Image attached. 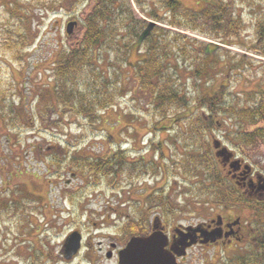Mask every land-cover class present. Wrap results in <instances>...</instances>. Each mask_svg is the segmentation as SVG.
Returning <instances> with one entry per match:
<instances>
[{
	"label": "trees",
	"instance_id": "trees-1",
	"mask_svg": "<svg viewBox=\"0 0 264 264\" xmlns=\"http://www.w3.org/2000/svg\"><path fill=\"white\" fill-rule=\"evenodd\" d=\"M82 1L13 0L8 3L6 14L24 24L35 12L56 11L62 4H70L75 9ZM198 1L201 5L191 8L182 5L180 0H84L83 5L91 2V6L78 20L83 34L73 45L56 52L47 83L35 95L36 113L32 114V125L37 124L35 128L44 131L53 130L59 124H64L61 127L64 128L72 117L97 123L99 113L113 108L124 97V83L133 81L136 89L148 97L145 104L154 109V114L161 120L171 119L169 127L175 128L172 130L183 142L185 153L181 168L196 176L202 173V183L210 184L207 191L202 192L209 197L221 196V202L226 204L233 202V205L252 209V201L238 190L236 183L223 175L216 164L215 170L211 167V146L205 134L211 129H220L226 141L236 149L264 146V63H257L260 72L257 79L251 78L245 75L255 63L250 58L236 55L230 60V51L186 33L263 55L264 10L254 15L255 37L246 40L243 36L246 21L239 10L245 0ZM132 2L145 19L134 14ZM147 18L164 23L168 28L151 24ZM174 27L181 32L172 30ZM10 29L5 28L0 34L4 36H0V49L10 54L11 65L19 62L25 70L28 63L23 64V54L31 36L26 30L20 33L15 28ZM220 77L230 78L233 84L223 83L229 81L224 78L216 83ZM152 129L169 128L160 129L152 124ZM114 152L105 157L72 156L64 158L65 161L58 160L55 154L57 162L54 163L60 166V173L65 172L64 168L75 173L77 168L80 173L85 168L100 181L105 179L106 184L117 186L119 164L127 160L122 150ZM140 156L144 157L138 153ZM143 163L141 160V168ZM147 165L152 172L157 170L152 162ZM140 174L141 170L137 175ZM151 196L149 205L163 202L160 193ZM259 205L264 206V203ZM163 213L168 214L167 208ZM253 232L250 244L243 247L242 253L217 264H264V228Z\"/></svg>",
	"mask_w": 264,
	"mask_h": 264
},
{
	"label": "rangeland",
	"instance_id": "rangeland-1",
	"mask_svg": "<svg viewBox=\"0 0 264 264\" xmlns=\"http://www.w3.org/2000/svg\"><path fill=\"white\" fill-rule=\"evenodd\" d=\"M11 1L13 0H0V34L5 28H11L10 31L15 28L18 32L26 30L31 37L27 40L30 43L28 49H26V46L24 47L27 51H24L23 48V64L28 63L25 70L19 62L11 65L10 54L0 49V94L1 98H3V101H0V111H2V116L0 115V206L3 203L5 205L10 203L5 202L6 198L9 200V194L12 201H15L18 197L20 198L17 199L16 203H11L12 208L8 209L7 206L5 209H0V229L6 226L9 231L4 228L3 230L11 233L6 243L7 247L0 245V255L5 256L9 253L6 258L0 259V264L26 263L27 256L25 254L16 258L15 248L12 249V253L8 252V250L10 246L13 247L15 245L14 238L16 237L12 234L17 232L18 227L24 221L23 213L20 210L31 208L26 207V204H33L24 201L25 205H23L21 202L23 199L21 196H25V189L21 186V182L25 181L29 185L28 181L34 177L33 170L40 174L38 178L41 182L39 183L43 184V186L40 187L39 193L43 194L44 200L48 196V199L54 198L53 200H57L56 204H59L62 209L70 207V203L81 204L80 206L88 204L87 215L90 220L88 224L85 223L87 217L83 216L80 217V221L77 223L61 226L54 231L52 228H46L48 233L50 232V236L47 233L42 236V239H44L43 247L46 253L50 255V258H46L47 260L45 259L41 264H59L56 263L57 250L59 249V242L65 238L67 230H70L73 226H81V231L88 233L89 229H91V221L101 222L103 220L99 216L101 210L104 213L107 211L109 213L110 208L108 207L110 206L118 209L119 218H130L127 223L134 224L140 212H146L149 207L150 212L148 210V214H142L144 219L151 220L155 214L156 216L161 215L167 221L175 224L173 225L174 227L181 225L185 226V228L214 218L219 213L240 215L242 222L251 228L240 245L236 247L223 245L218 247L219 249L194 247L189 250L184 264H217L224 258L231 259L235 254L242 253L243 247L250 244V236L254 233L253 231L260 229L262 231L264 228V206L252 204V210H254L251 211V209L243 205H233V202L227 204L221 202V196L217 198L205 195L206 193L202 191H207L206 187H210V184L204 185L202 183V173L196 176L193 172L186 171L185 173L181 168L182 155L185 153L182 147L183 142L181 141V136L174 133L173 130L175 128L169 127L171 119H164V117L161 120L160 117L154 114V109L151 110L145 104L148 97L136 89L135 82L128 80L124 83L123 88L124 92H126L124 97L120 98L113 108H108L104 112L99 113L97 123L92 124L86 122L83 118L72 117L70 123L65 122L66 126L64 128H61L64 124H59L60 126H56L53 130L48 128V131H44L39 127L35 128V126H38L37 124L35 126L32 125V114L36 113L35 107H33L35 99H37L35 95H38L45 83H47L56 52L62 47L73 45L75 41L81 38L83 29L78 20L89 11L91 2L83 5V0L81 5L75 9L70 4H62L63 7L58 8L56 11L49 10L47 11L48 13L43 11L40 13L35 12L32 16H29V22L26 21L22 24L13 21L6 14L7 5ZM180 1L182 5L191 8H198L201 5L198 0ZM244 2L243 7H239L240 12L244 14L243 17L247 27L246 31L243 32V36L246 40H250L255 37L253 18L263 12L264 0H245ZM131 5L134 14L138 18H146L136 7L135 2H132ZM6 17L8 20H6ZM70 20L76 21L77 24L73 27L72 34L67 35L64 32L65 25ZM146 20L151 24L155 23L168 28L166 24L154 19L147 18ZM172 30L180 31L175 27ZM187 34L194 38H200V40L205 42L215 43L219 45V49L230 51L228 55L230 60H233L236 55L244 56V59L250 58L255 63L245 75L257 79L261 69V67H257V65H260L257 63H264V54H256L254 51L252 52L235 45H224L212 38L196 36L191 32ZM3 37L1 36V38ZM15 66L17 69L14 68ZM183 75L185 76V72L182 73ZM223 78H218L216 83H219V80L221 82ZM224 79L229 81L223 83L227 85L233 84H230V78ZM18 95L20 96L18 97ZM152 124H156V128L160 127L161 129L164 126L169 129L164 131L153 130ZM172 128L174 129L172 130ZM61 129L64 131L61 132ZM205 137V140L211 146L210 165L214 170L216 164L217 167H220L222 174L227 175V171H225L226 169L223 166L226 164L225 161L229 159L226 160L225 156H217L216 154L218 149L226 147L235 156L232 161L242 160L245 165L254 171L255 175L258 174L264 177L263 145L237 147L236 149L226 141L224 133L220 129L207 131ZM215 140L221 143L218 149L214 147L213 142ZM201 142L205 141L201 140ZM52 145L53 147L49 149L48 147ZM114 150H122V155L126 159L137 157L138 153L149 159V161L145 160V164H142L144 172L136 176L134 180H131V185H129V182H125L123 190L126 195L123 196L122 194L120 197H116L114 192L120 188V184L110 186L106 184L105 179L100 181L99 178H95V175L86 171L85 168L82 169L81 173L78 168L76 169L78 174L76 178L75 175H71L65 168L64 173H60L59 176L54 178L56 183L52 184V188L54 187V190L60 188V198L55 192H48L49 182L41 178L42 175L47 173L45 170L40 169L42 164H39L38 157L49 159L48 157H54L57 154L59 160L65 161L67 159L64 158H72V156H75V158L90 155L110 156L111 153H115ZM218 158L221 159L218 160ZM149 162H152L153 166L157 167L156 171L152 172L147 165ZM26 173L31 175H26ZM83 178L89 180L81 182ZM69 184L70 186H68ZM155 192L161 194L163 202L149 205L148 199L152 198L153 196L151 195ZM83 194H92L90 201L80 203L79 200H81ZM3 195H6V197L4 198ZM121 201H124V203L121 204ZM48 205L51 206L53 203L49 202ZM166 208L168 214L163 213ZM44 211L46 216L49 217V209L45 208ZM113 219L111 217V219L106 218L104 220L111 221ZM124 220L122 219V221ZM4 221H6V224H2ZM26 228L21 230L25 232ZM11 255L14 259H12Z\"/></svg>",
	"mask_w": 264,
	"mask_h": 264
},
{
	"label": "flooded vegetation",
	"instance_id": "flooded-vegetation-1",
	"mask_svg": "<svg viewBox=\"0 0 264 264\" xmlns=\"http://www.w3.org/2000/svg\"><path fill=\"white\" fill-rule=\"evenodd\" d=\"M52 147L53 145L48 148L50 149ZM48 158L49 159H45V157H38L40 161L39 164H42L40 169L45 170L47 173L42 175L41 178L42 180L45 179L46 182H49L48 192H55V194H57V196L59 195L60 198V188H58V190H54V187L52 188V184L56 183L54 178L60 175L61 168L54 163L57 162L54 157ZM234 158L235 156L230 158L228 161H225V165L223 164V168L227 171V177L231 178V181L236 183L238 190L246 196L249 201H252V204H259L260 202L264 203V177L258 174L255 175L254 171L250 169V167L245 170V164L242 160L238 166L236 165L234 170L231 169L229 167V162H231ZM220 159L221 158H218V160ZM126 160L127 162L122 160L124 162L119 164L120 172L116 175L118 177L117 185L120 184V188L118 187L119 189L114 192L116 197H120L122 194L123 196L126 195L123 190L125 182H129V185H131V180H134L136 176H138L137 174L140 173V170L144 172V169H142L139 165L141 160L144 162L143 164H145V160L149 161V159L145 156L143 158L141 156H137ZM67 170L71 175H75V178L78 177L77 173L70 171L69 169ZM32 173H34V177L28 181L30 186L27 185V182L25 181L21 182V186L25 189V196H21V198H23L21 202L23 205H25L24 201L31 202L33 204H26V207L28 206L31 208L23 209V211L20 210V212L23 213L22 217H24V221L22 222L23 224H20V227H18L17 232L12 234L16 237L14 238L15 245L13 247L10 246L8 252L12 253V249L15 248L14 253L16 258L18 256H22L23 254L27 256L25 264H41L46 258H50V255L46 253V250L43 247L44 239H42V236H44V233H47L50 236V232L48 233L46 228H52L54 231L55 229H59L61 226L77 223L80 221V217L83 216L87 217L85 223L88 224L90 220L87 215L88 204H82V206H80L81 204L78 205L76 203H70V207L62 209L59 204H56L57 200H53L54 198L48 199V196L47 199L44 200L43 194L39 193L40 187L43 186V184L39 183L41 182L38 178L40 174L35 170H33ZM26 175L31 174L26 173ZM90 178L92 179V177ZM88 180L89 179L87 178H83L81 179V182H87ZM70 184L68 186H70ZM3 196L4 198L6 197V195ZM9 197L11 198L10 194ZM91 197L92 194H83L79 202L84 203L86 201H90ZM10 198L9 200L6 198L5 201L10 203H7L6 205L4 203L1 204L0 209H5L7 206L8 209L12 208L13 202L16 203L18 201L17 199H20L18 197L15 201H12ZM66 200H68V198H66ZM49 202H52L53 205H48ZM122 203H124V201H121V204ZM45 208L49 209V217L45 214ZM108 208H110L109 213L108 211L104 213L103 210H101L99 214L101 219H103L101 222L91 221V229H89L88 233L81 231V226H73L70 230H67L68 232L65 238L59 242L60 245L57 250L58 254L56 257V263L119 264V253L126 246L131 237H147L152 232L157 231L165 235L164 237L167 239L165 249L171 253H173L172 248H175L173 246H176L174 242H176L180 237H192L195 242L186 248L185 255L179 257L175 256L178 264H184L189 250L192 248L207 247L219 249L218 247L223 245H233L236 247L245 240L247 233L251 230V228L242 222L243 220L240 215H224L223 213H219L216 214L214 218L201 221L199 224H194V226H187L185 228V226L181 225L179 227H174L173 225L175 224L167 221L161 215L156 216L155 214L151 220L144 219V215L142 214H148L150 212L149 207L146 212H140V215L135 219L134 224L127 223L130 221V218L128 219V217L119 218L120 215L118 214L117 208H113L112 206ZM148 210L149 212H147ZM253 210L251 209V211ZM111 217L114 218L111 221L104 220L106 218L111 219ZM122 219L125 220L122 221ZM2 224H6V221ZM25 227H27L26 231L23 232L21 229ZM3 228L8 230L6 226H3ZM3 228L0 229V245H2V247H7L6 243L8 242V238L11 233H7L3 230ZM74 231H77L80 235V240H78L79 247L72 257L66 259L63 245L70 233ZM212 234L216 236L219 235V237H215L211 240L210 238ZM189 241L190 239L187 238L186 243ZM8 254L5 256L0 255V259L6 258ZM11 257L14 259L12 255Z\"/></svg>",
	"mask_w": 264,
	"mask_h": 264
},
{
	"label": "water",
	"instance_id": "water-1",
	"mask_svg": "<svg viewBox=\"0 0 264 264\" xmlns=\"http://www.w3.org/2000/svg\"><path fill=\"white\" fill-rule=\"evenodd\" d=\"M76 21H69L66 24L65 31L66 34H72L73 27L76 26ZM215 149L221 145L219 141L213 142ZM217 156H225V159H230L233 154L226 149V147H222L218 149L216 152ZM240 161L234 160L232 161L229 166L233 170L238 166ZM245 170L249 167L247 165L244 166ZM160 232L154 231L147 237H131L130 240L127 242L126 246L120 251L119 253V264H178L176 262L175 256H183L185 255V250L187 247L192 245L195 241L192 239L191 236L187 238L190 239L188 243H186L187 238L180 237L174 244L176 246L173 250V253L167 251L165 246L167 244V239L164 237ZM215 237H219V235H211V240ZM80 235L78 232H72L64 243V254L65 258L69 259L72 257L78 247Z\"/></svg>",
	"mask_w": 264,
	"mask_h": 264
}]
</instances>
